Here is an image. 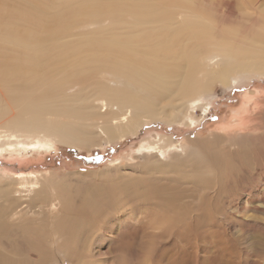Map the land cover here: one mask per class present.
<instances>
[{"label":"rangeland","instance_id":"rangeland-1","mask_svg":"<svg viewBox=\"0 0 264 264\" xmlns=\"http://www.w3.org/2000/svg\"><path fill=\"white\" fill-rule=\"evenodd\" d=\"M80 2L0 0V99L16 89L22 92V88H26V92L34 91L33 95L50 96L52 88L45 83L56 78V71L62 68L67 71L66 84L72 86L71 91L66 92L79 90L85 96H98L108 72L121 65L119 49L129 47V43L139 47L137 51L143 55L147 46L155 49V43L162 41L156 56L161 61L170 62L168 69H189L190 56L194 55L197 63L193 75L195 84L182 97L174 96V93L170 95L167 107L164 106L165 101L159 105V99L152 101L150 107L154 108V113H162L169 108L174 113L172 118L166 114L148 118L137 132L111 141L103 138L100 128L86 125L85 119L84 125L73 124L74 121L64 125L72 130L78 126V131L85 132L86 129L93 132L81 139L58 138L54 134H58L59 127H50L52 130L45 138L42 136L44 131L31 132L29 128L19 127L17 133L18 127L13 126L10 131L0 123V131L4 135L0 143L7 142L0 148V184L9 179L10 174L47 176L58 180L71 175L76 183L64 187L79 188L80 193H91V197L110 194L113 190L119 195L124 188L127 192L133 191V196L121 203L105 202L102 208L108 212L100 216L86 215L83 207L76 209L84 227L79 264H264V14L252 15L244 10L248 2L259 7L264 0H92L88 6L79 7ZM139 5L143 8L137 9ZM24 22L31 27L30 30ZM127 33L130 35H125ZM137 33L139 36L133 38ZM251 35L257 38L256 42ZM59 36L62 38L55 44ZM95 36L105 41L109 39L107 42L110 43L111 40L119 41L121 46L116 47L117 51L111 46L113 50L105 56L109 43L102 39L105 47L99 43L94 46ZM84 37L94 38L92 49L95 52H92L98 65L93 62L97 67L88 65L74 74L68 67L73 60L75 45ZM33 38L50 46L47 54L42 55L48 60L41 70L30 67L25 50L16 54L10 46L15 39L28 41ZM170 47L172 53L164 54ZM214 52L237 57L246 63L253 61L256 70L230 71L226 76L211 73L201 58ZM63 54L65 58L59 66ZM106 57L110 59L105 60ZM6 66H12L17 72L7 71ZM20 71L22 75L18 74ZM13 74L15 77H11ZM7 76L11 78L7 79L9 83L5 82ZM27 76L35 79L30 80V88L25 86L29 81ZM157 80L150 89L163 85L165 90H169L179 79L164 76ZM34 85L43 87L34 89ZM57 93L58 90L55 96ZM77 94L72 93L70 97ZM52 102L48 106H56ZM100 110L104 111L105 106ZM60 111H67L66 106L60 107ZM83 112H90V109L85 108ZM191 114L198 118V122H185L186 116ZM159 136L167 137L171 146L168 144L162 152L143 148L145 140H157ZM196 140L206 148L209 145L216 147L209 150L204 158V153L196 156L192 143ZM233 141L239 143L241 149L233 146ZM194 155L201 159H193ZM174 160L185 167L184 175L189 176L187 167L202 183L195 185L187 178L183 180L185 182L176 183V172H173L174 178L170 175L158 183L152 181V176L147 180L145 172H142L144 169L133 168L137 164H172L176 162ZM116 167L122 171L114 170ZM103 170L109 172L93 174ZM124 172L128 178L136 177L125 183L127 188L122 184L126 181L122 180ZM157 201L162 204L155 205ZM159 213L163 216L160 217ZM44 224L34 225L32 229L37 233L39 230L41 234L53 231L50 223L42 227ZM8 228L13 231L9 224ZM0 236L1 241H6L5 236ZM67 239L70 244H67ZM60 241L59 246L64 242L65 248L62 245V249L55 247L49 241L38 244L44 264H62L63 261L64 264H72L70 258L77 253L73 236ZM34 252L37 254L36 250Z\"/></svg>","mask_w":264,"mask_h":264},{"label":"bare ground","instance_id":"bare-ground-1","mask_svg":"<svg viewBox=\"0 0 264 264\" xmlns=\"http://www.w3.org/2000/svg\"><path fill=\"white\" fill-rule=\"evenodd\" d=\"M188 1L189 0H187V2ZM40 2H42V1H40ZM91 3H92V0H81V2L79 3V5H80L79 7L88 6ZM194 3H196V2H194ZM95 4L96 3H94V5ZM48 6H50V5H47V7ZM136 6L137 5H135V7ZM95 7H96V5H95ZM142 8L143 7L141 5H139L137 7V9H142ZM244 10L248 14H252V15L255 14L258 16H262L264 14V4L257 7L254 4H252L251 2H248L247 5L244 7ZM41 11H43V8ZM22 14H24V13H22ZM53 14H50V15H53ZM62 15H61V19L63 17ZM66 15L67 14H65V16ZM76 15H77V13H76ZM42 18H44V17H42ZM66 18H67V16L65 17V19ZM20 19H22V18H20ZM24 20H26V19L24 18ZM59 21L60 20L55 21V23L59 22ZM26 22H28L27 24H29L28 20ZM36 22H37V20H36ZM38 22L41 23L40 20H38ZM51 22H53V21H51ZM61 22H62V20H61ZM23 24H25L24 26H27L25 22ZM83 24H84V22H83ZM54 25H56V24H54ZM15 26H17V25H15ZM19 26L20 25H18L17 27H19ZM27 27L29 28V30L31 29L30 26H27ZM10 28H12V27H10ZM17 29H16V31H17ZM26 30H28V29H26ZM23 31H22V33H23ZM59 32H61V31H59ZM40 33H41V31H40ZM27 34H29V31ZM8 35H11V34H8ZM114 35H112V36H114ZM121 35H123V34H121ZM125 35L129 36L130 34L127 33ZM98 36H102V34L98 35ZM107 36H110V35H107ZM138 36H139V33L134 34L133 38H135V37L137 38ZM251 36H252V38H254L253 35H251ZM59 37H60V39L57 38L54 41V43L61 40L62 37L61 36H59ZM121 37H123V36H121ZM121 37H118V38H121ZM124 37H126V36H124ZM84 38H85L84 40H83V38H82V40H79V41L77 40L79 44H76L75 48H74L75 51L73 50V54H74L73 60L70 61V66L69 67L67 66L68 69H71L74 74L79 72L82 68L87 67L88 65L90 67L93 66L95 64V62H97L95 55L92 52V50L94 52H95V50L92 49V47H93V45L95 46L97 43H99L98 45H102V42H103L102 39H104L101 37L96 38V36H95L94 38H95L96 42H95V44H93L92 39L94 40V38H92V39L86 38V37H84ZM246 38H248V37H246ZM252 38L250 40H252ZM255 38L253 40L256 42L257 38L256 39ZM11 39H13V38H11ZM88 39H90L91 42ZM107 40H109V39H107ZM107 40L105 41V39H104V42H107ZM13 41H14V39H13ZM16 41H17V43H16ZM71 41L73 42V40H71ZM80 41L81 42L83 41V43L80 44ZM5 42H6V40H5ZM130 42H131V40H130ZM105 44L106 43H104L103 45H105ZM107 44H108V48L106 47L107 52L105 50V52H106L105 56H106V54L108 55L109 52L111 53L113 48L116 50V47L121 46V45H119V44H121V42L119 43V41L112 42V40H111V43L109 41V42H107ZM162 44H163L162 41H157L154 45L156 47L155 49H152L150 46H147L145 48V44H144V47H142V49L144 50V48H145L146 50H145V52H143V50H142L143 55H140L141 53H138L137 48H139V47L136 46V48H135V45H132L130 43H129V45L132 47L129 46L130 48L127 47V48L119 49L118 61L121 62V65H116L114 71L108 72L109 74L105 78L106 83L104 84V87H102V89H101V91H99V93L97 92L98 96H94V95H92V96L86 95L85 96V95L80 94L81 91L78 90V91H76L78 93L77 95L70 97V94L76 93V92H74V91L70 92V93L66 92L69 90L71 91L72 86L70 84H68V85L66 84V73H67V71L63 70L62 67H61L62 68L61 70L56 71V78H53V79L49 80L47 83H45V86L52 88L50 96L33 95V94H35V92L34 91L26 92V88H22V89H24L22 92L18 91L19 89H16L17 91L10 92L7 95L4 94L2 96V98L0 99V123H2L10 131L12 129L11 127H13V126L18 127L17 133L20 131L19 127L29 128V129H31L30 130L31 132H39V131L43 132L44 131L42 136L45 138L48 137V133L52 130V129H50V127H52V126L53 127H59L60 130H59L58 134H54V135L58 136V138L60 137V139H61V138H69V137H72V138L73 137H80V139H81L82 137H88L89 135H92L93 132L92 131L88 132L86 129H84L85 132L80 131V130L78 131L77 130L78 126L77 127L75 126L76 130H74V129L72 130L70 128H66L64 125L65 124L67 125L71 121H74L73 124H76V125L77 124L84 125V119H85L87 121L86 125H89L91 127L95 125V127L100 128L101 129L100 131L102 133L103 138H106V140L111 141V140H114L117 138H123L126 135L133 133L135 131L137 132L140 129V127L142 126V124L148 118H155L156 116L164 117L163 114H166L168 117L172 118L174 116V113H173V111H170L169 108H167V110L165 112H162V113L155 112L154 113L152 111V109H154V108L151 109L150 104L152 103V101L154 99H159L157 102L158 105L161 104L163 101H165L166 103L164 106L167 107L168 106L167 98L170 95H172L173 93H174V96H179V97L184 96L190 90V88L195 84L193 75L196 73L195 69L197 67V63L195 60L196 57L194 55H191L190 60H189L191 67L189 69L187 67H184V68L172 67L171 69H168L170 62L169 61L168 62L161 61V59H159L156 56V53H158L160 51L159 47ZM10 46L11 47L13 46V49H15L14 53L16 52V54H19L21 52V50L26 51V59L29 61L30 67L32 69L35 68L37 70H41L47 65L46 60H48V59H46L45 57H42V55L47 54V50H49L50 46H47L46 43L42 42L38 38L37 39L33 38L31 40H28V41H25V40L20 41L18 39H15V43L10 44ZM111 46L113 47L112 50H111ZM103 47H105V46H103ZM123 47H126V46L124 45ZM170 49H171V47L166 48V50H165L166 52L164 54L172 53V51H170ZM1 50H2V48H1ZM57 50H59V49H57ZM61 51L62 50L60 49L59 52H61ZM161 51H162V49H161ZM50 52H51V49H50ZM64 58H65V55L63 54L62 59L61 58H60L61 60L59 59V66H61L60 62ZM99 58H100V56H99ZM171 58L174 60L173 55L171 56ZM215 58H218V59L214 60ZM108 59H110V58H107V57L105 58V60H108ZM201 59L203 62L207 63V66L209 68V72L214 73V74H218L220 76H226L230 71L236 72L238 70H250V71L256 70V63L255 62L253 63V61L249 60L246 63L243 60L238 59L237 57H231L229 55L223 56L222 54H220L218 52H214L213 54H209V55L207 54V56H204ZM93 62H94V64H93ZM7 64L9 65V63H7ZM96 65H98V62L96 63ZM26 66L28 67L27 63H26ZM6 67H8V66H6ZM94 67H97V66L94 65ZM118 69L120 71H118ZM6 70L11 72V73H14L15 69L12 66L11 67L9 66L8 68H6ZM15 71L17 72V69ZM182 73H185V75L182 76L181 75ZM18 74L22 75L23 72L20 71V73H18ZM103 75H105V74H103ZM164 76L172 78V79H179V80L169 90H165L163 85L152 86V88L150 89V86L152 83L158 82L159 80H157V79H160ZM11 77H15V75L14 76L11 75ZM8 78H10V76H7V78L5 79V82L10 81V80H7ZM27 79L29 81L27 82L26 85L25 84L24 85L27 88H30L31 87L30 80L34 81L35 79L28 77V76H27ZM223 79L225 81L229 80V78H223ZM222 82H223V80H222ZM161 83L164 84L165 81H161ZM42 87H43V85H34V89H41ZM57 90H58V93L55 96ZM64 96H66V98H64ZM92 98L94 100H92ZM41 99H43V100H41ZM51 100H53L52 103L56 106H48V105H50ZM62 106H66V108H67V111H65L64 113L60 111V107H62ZM103 106H105L104 111L100 110V108H102ZM85 108L90 109V112H83L85 110ZM185 122L196 123V122H198V118L195 115L191 114L188 117L186 116ZM3 136L4 135L0 131V138H2ZM167 141H168L167 137L159 136L157 140H153V141L145 140L143 142L142 146H143V148H146L149 151L162 152V151H164V148H166V146L168 144H170V146L172 144L171 142H167ZM192 143L194 146L193 149H195L194 150L195 155L201 156V153H204L202 155L203 158L208 154L209 150L212 151L216 147V145H209L206 148V146L205 147L202 146L200 144V142H198L197 140L193 141ZM216 143H218V142H216ZM231 143L233 146L237 145L238 148L241 149V147L238 145L239 143H236L234 141ZM5 144H7V142L0 143V148H1V146L5 145ZM11 144L16 145L15 143H11ZM15 147H17V146H15ZM3 149H5V147L2 148V150ZM195 155L192 157L193 159H195V160L201 159V157H199V156L196 157ZM174 161H176V160H174ZM174 161H172V162H174ZM147 163H149V162H147ZM133 168L135 170L136 169H140V170L144 169V170H142V172L143 171L145 172V174L147 176L146 177L147 180H148V177L152 176L151 177L152 181H155L158 183H159V181L161 182V179H163V180L168 179L170 177V175H173V172L174 173L176 172V174H175L177 176V178H175L176 183L185 182L183 180L186 178L188 180H190L195 185H199L202 183V181L200 179L194 177L191 174L189 168H187V167H186V169H187L186 171L189 172V174H188L189 176H186L187 174L184 175L182 172L184 171L183 168H185V167H183L182 164H178L177 161L172 163V164L171 163H164V164L158 163L156 165H154V164H137V165H134ZM173 169H174V171H173ZM114 170H116L118 172L122 171L119 167H116V169H114ZM104 172H109V171L103 170L100 172H94L93 174L101 175ZM144 172H143V174H144ZM118 175H120V174L118 173ZM122 176H123L122 180L126 179V181H124L122 183L120 180V182L122 184H124L125 187H126L125 183H127L128 180H131L133 178L136 179L135 176H129V178H128L127 177L128 175L125 172ZM73 177L74 176L70 175L69 177H66L63 180H58L54 177H47V176L42 178V177H37L36 175L35 176L34 175L13 176L10 174L9 179H7L6 181H2V183L0 184V199L2 200V202L0 204V235L5 236L6 241H1L2 239L0 240V264H44V262L42 260V256H41L43 252H41V249L37 247L38 244L40 242L44 243L45 241H49V242H52V244L55 247L62 249V246H63V248H65L66 246H65L64 242H63V244H61L62 246L61 245L59 246V244H60L59 242H61L60 239L61 238L65 239V238L69 237L70 235L73 236L74 245L76 246V251H77L76 256L74 258H70V260H72V264H79L81 256L78 254L83 247L81 235H83L82 231L84 230V227L82 226L83 221L82 222L80 221L78 213H76V209L78 207H83L86 215L87 214H94L95 216H100V215H102L103 212L104 213L108 212L106 209L104 210L102 208V206L105 204V202H113V201L114 202H120V201H123V200L129 198L130 195L133 196V191L130 193L128 190V192H127V190H125V188L123 189V191L119 195H116L115 191L113 190V191H111L110 194L102 193V194H98L97 196L91 197V193H87V195L90 194L89 196H87L86 194L80 193V191H78L79 188L64 187L65 185L76 183L74 180H72ZM174 177L175 176L173 175L172 178H174ZM118 179H120V177ZM149 181H151V180H149ZM170 181H172V180L170 179ZM159 188H160V186H159ZM171 189H173V188H171ZM203 191H204V189H203ZM124 194H126V196ZM172 194H174V193H172ZM207 195H208V193H207ZM207 195H205V196H207ZM124 196H125V198H124ZM161 198H163V197L161 196ZM171 199H172V197H171ZM176 201H178V200L176 199ZM102 202H104V203H102ZM164 202H166V201H164ZM100 203H102V204L99 205ZM159 203L160 202L157 201L154 204L158 205ZM150 204H151V202L148 204V207H147L148 209H150ZM160 204H162V203H160ZM179 207H181V206H179ZM144 211H146L145 214H149V211H147V210H144ZM159 215H160V217L163 216L162 213H159ZM137 216H138V214H137ZM145 216H147V215H145ZM148 217L151 219L150 216H147V218ZM67 220H69V221H67ZM89 222H90V220H89ZM167 222H169V221H167ZM40 223L41 224L45 223L44 225H41L42 227H44L47 223H50L52 226L51 230H53V231L49 232L43 228L42 230L46 231V232L41 234V232L38 230V233H37L36 230L32 229V226H34V225L37 226V224H40ZM8 224L10 227H12L13 231H11L8 228ZM19 229H22V230L19 231ZM49 229L50 228L48 227V230ZM86 232H85V234H86ZM6 235H10V236H6ZM108 235H109V233H108ZM0 238H1V236H0ZM67 244H70L68 239H67ZM35 250L37 251V254L34 252ZM62 264H64V261L62 262Z\"/></svg>","mask_w":264,"mask_h":264}]
</instances>
